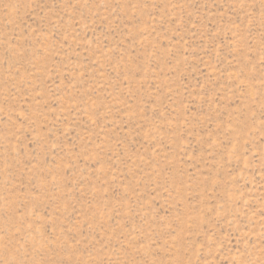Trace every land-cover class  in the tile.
Listing matches in <instances>:
<instances>
[{
  "label": "rangeland",
  "instance_id": "obj_1",
  "mask_svg": "<svg viewBox=\"0 0 264 264\" xmlns=\"http://www.w3.org/2000/svg\"><path fill=\"white\" fill-rule=\"evenodd\" d=\"M0 264H264V0H0Z\"/></svg>",
  "mask_w": 264,
  "mask_h": 264
}]
</instances>
